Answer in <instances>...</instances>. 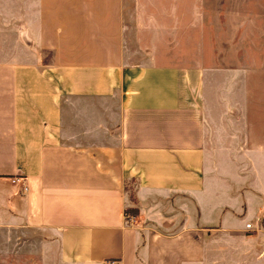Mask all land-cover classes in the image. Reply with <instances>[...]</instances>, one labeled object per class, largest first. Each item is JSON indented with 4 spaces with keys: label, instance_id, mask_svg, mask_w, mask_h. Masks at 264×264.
I'll return each mask as SVG.
<instances>
[{
    "label": "crops",
    "instance_id": "obj_1",
    "mask_svg": "<svg viewBox=\"0 0 264 264\" xmlns=\"http://www.w3.org/2000/svg\"><path fill=\"white\" fill-rule=\"evenodd\" d=\"M125 1L0 0V264H264V188L210 177L205 68L168 59L201 0H132L137 61Z\"/></svg>",
    "mask_w": 264,
    "mask_h": 264
},
{
    "label": "rangeland",
    "instance_id": "obj_2",
    "mask_svg": "<svg viewBox=\"0 0 264 264\" xmlns=\"http://www.w3.org/2000/svg\"><path fill=\"white\" fill-rule=\"evenodd\" d=\"M131 4L126 46L137 61L149 49L136 40ZM200 12L201 25L180 29L168 59L205 68L207 168L227 196L243 199L264 188V0H201Z\"/></svg>",
    "mask_w": 264,
    "mask_h": 264
},
{
    "label": "built area",
    "instance_id": "obj_3",
    "mask_svg": "<svg viewBox=\"0 0 264 264\" xmlns=\"http://www.w3.org/2000/svg\"><path fill=\"white\" fill-rule=\"evenodd\" d=\"M11 180L14 183H19V186L22 192H26L28 190V185L25 183V180L23 177L14 176L11 178ZM124 218H125L126 223L132 224L135 222L136 216L135 214L124 212ZM246 226L250 227V223H247Z\"/></svg>",
    "mask_w": 264,
    "mask_h": 264
},
{
    "label": "trees",
    "instance_id": "obj_4",
    "mask_svg": "<svg viewBox=\"0 0 264 264\" xmlns=\"http://www.w3.org/2000/svg\"><path fill=\"white\" fill-rule=\"evenodd\" d=\"M132 197V195H131ZM126 213H131V214H137L138 213V209L136 207H128L125 209Z\"/></svg>",
    "mask_w": 264,
    "mask_h": 264
}]
</instances>
